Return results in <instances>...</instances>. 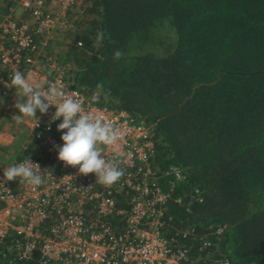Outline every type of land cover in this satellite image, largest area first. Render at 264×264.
Instances as JSON below:
<instances>
[{"label": "trees", "instance_id": "1", "mask_svg": "<svg viewBox=\"0 0 264 264\" xmlns=\"http://www.w3.org/2000/svg\"><path fill=\"white\" fill-rule=\"evenodd\" d=\"M71 18L46 47L69 86L150 127L155 170H180L163 233L196 264H264V0H81Z\"/></svg>", "mask_w": 264, "mask_h": 264}, {"label": "built area", "instance_id": "2", "mask_svg": "<svg viewBox=\"0 0 264 264\" xmlns=\"http://www.w3.org/2000/svg\"><path fill=\"white\" fill-rule=\"evenodd\" d=\"M79 1L0 0V96L8 97L16 90L10 79L17 70L26 77L31 74V82L41 90L56 83L66 93L78 92L86 114L101 115L121 130L116 145L99 147L124 174L106 186L96 182L95 174L83 175L78 166L60 161L56 146H63V133L58 131L62 118L52 120L54 105L47 114L38 111L37 119L21 125L29 136L25 150L34 152L0 165L1 256L39 264H196L194 259L189 261V250L176 246L163 233L167 204L173 199L171 176L180 178L181 173L178 167L155 170L151 128L133 123L125 111L100 107L97 99L89 100L71 88L55 56H48L47 66L37 64H43L39 59L43 53L49 55V41L72 27L71 16ZM21 16L24 19L17 18ZM27 158L40 165L37 171L44 183L31 186L19 179L6 181L4 169ZM165 177L173 186L169 190ZM123 193L131 204L129 210L116 203ZM175 201L181 203V198ZM113 216H126L123 230L111 224Z\"/></svg>", "mask_w": 264, "mask_h": 264}, {"label": "clouds", "instance_id": "3", "mask_svg": "<svg viewBox=\"0 0 264 264\" xmlns=\"http://www.w3.org/2000/svg\"><path fill=\"white\" fill-rule=\"evenodd\" d=\"M104 39L105 33L98 31L93 47H102ZM108 39L111 38L108 37ZM123 55V52L117 50L114 53V59L119 60ZM43 65L47 66V63ZM63 69L66 73L64 66ZM10 81V86L16 89L15 107L22 114L15 116L17 123L24 122L25 118L37 119V111L47 114L49 108L54 105L56 112L52 120L62 118L58 131L63 133L61 137L63 146H56L58 159L68 166H78L79 173L83 175L95 174L96 182L102 185L111 186L119 181L124 174L123 170L116 163L105 158L99 147L100 145L114 146L118 143L121 139V130L118 127L107 122L101 115L86 114L83 100L76 91L66 93L56 83H50L47 90H41L39 84L31 82V74L26 77L18 70L13 73ZM97 89H103V84H97ZM97 95L98 93L93 95V101L97 99ZM39 169L41 167L38 163H33L30 158H27L19 164L6 167L4 178L6 181L19 179L20 183L40 186L44 180L38 174Z\"/></svg>", "mask_w": 264, "mask_h": 264}, {"label": "crops", "instance_id": "4", "mask_svg": "<svg viewBox=\"0 0 264 264\" xmlns=\"http://www.w3.org/2000/svg\"><path fill=\"white\" fill-rule=\"evenodd\" d=\"M77 9L78 7L76 8V10ZM79 16L80 15H78L77 13V16H76L77 19H79ZM15 97L16 96L14 94V98ZM4 100L5 101H2L0 104V110L3 112H5V109L7 108V106L5 105L6 99ZM8 111H9V114H3L0 117V137L2 136L7 141V145L10 146L6 149L0 148L1 155L2 154L5 155L8 153L7 156H9V159H8V162H6L7 165L13 162H17L19 159L23 158L24 154L26 153L30 154L31 152L32 153L34 152V151L25 150V144L28 143L29 136L27 132L20 131L19 129H17L15 125L16 123L15 116H12L13 114H15V111L14 110L11 111V109H8Z\"/></svg>", "mask_w": 264, "mask_h": 264}, {"label": "rangeland", "instance_id": "5", "mask_svg": "<svg viewBox=\"0 0 264 264\" xmlns=\"http://www.w3.org/2000/svg\"><path fill=\"white\" fill-rule=\"evenodd\" d=\"M62 52H63V48L61 47V46H58V45H53L52 46V51H51V53L53 54V56H56L57 58H58V56H60L61 54H62ZM59 60H60V58H59ZM38 66L41 68V66H46V65H43V64H40V62L38 61ZM44 69V68H43ZM14 94H15V96H16V90L11 94V95H9L8 97H2V96H0V104H1V102L2 101H5L4 99H6V102H5V105L7 106V108L5 109V112H3V111H1L0 110V112H2L3 114H9V111H8V109H11V111H15V114H13L12 116H16V115H22L20 112H19V110L15 107V104H16V101H17V98L15 97L14 98ZM38 115V111H37V113H36V116ZM30 119H32V118H25V120H24V122L25 121H28V120H30ZM23 123V122H22ZM22 123H17V121H16V123H15V125H16V127H17V129H19L20 131H21V126L20 125H22ZM20 126V127H19ZM8 147H10V146H8L7 145V141L1 136L0 137V148H2V149H6V148H8ZM8 155V153L7 154H5V155H1L0 154V164L1 165H7L6 164V162H8V159H9V156H7ZM27 155V154H26ZM2 156H4V157H2Z\"/></svg>", "mask_w": 264, "mask_h": 264}, {"label": "bare ground", "instance_id": "6", "mask_svg": "<svg viewBox=\"0 0 264 264\" xmlns=\"http://www.w3.org/2000/svg\"><path fill=\"white\" fill-rule=\"evenodd\" d=\"M129 204V203H128ZM185 262V261H184Z\"/></svg>", "mask_w": 264, "mask_h": 264}]
</instances>
